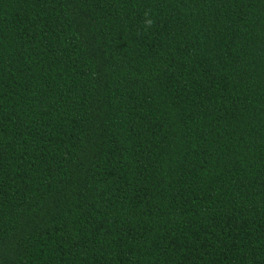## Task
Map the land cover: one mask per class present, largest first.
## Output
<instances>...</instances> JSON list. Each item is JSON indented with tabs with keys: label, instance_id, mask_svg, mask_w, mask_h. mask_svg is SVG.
<instances>
[{
	"label": "trees",
	"instance_id": "trees-1",
	"mask_svg": "<svg viewBox=\"0 0 264 264\" xmlns=\"http://www.w3.org/2000/svg\"><path fill=\"white\" fill-rule=\"evenodd\" d=\"M0 264H264V0H0Z\"/></svg>",
	"mask_w": 264,
	"mask_h": 264
},
{
	"label": "clouds",
	"instance_id": "clouds-1",
	"mask_svg": "<svg viewBox=\"0 0 264 264\" xmlns=\"http://www.w3.org/2000/svg\"><path fill=\"white\" fill-rule=\"evenodd\" d=\"M145 15L147 17L148 13H146ZM145 24H146V27H151L153 24V21L151 19H146Z\"/></svg>",
	"mask_w": 264,
	"mask_h": 264
}]
</instances>
